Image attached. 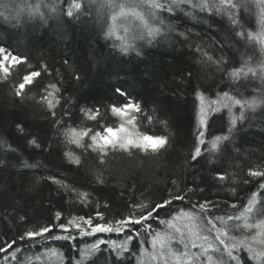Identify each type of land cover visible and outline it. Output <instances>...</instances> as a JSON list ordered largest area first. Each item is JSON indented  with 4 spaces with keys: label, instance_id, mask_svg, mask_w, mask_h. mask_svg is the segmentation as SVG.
<instances>
[{
    "label": "trees",
    "instance_id": "16d2710c",
    "mask_svg": "<svg viewBox=\"0 0 264 264\" xmlns=\"http://www.w3.org/2000/svg\"><path fill=\"white\" fill-rule=\"evenodd\" d=\"M38 2L0 0V46L28 61L18 65L7 82H0V142L11 145L9 148L0 144V161H3L0 164V244L18 237L29 227L48 223L57 211L65 218L94 215L96 211L103 212L108 219L119 218L131 211L132 204H155L180 194L187 199L175 200L169 208L160 210V219L170 218L181 208L187 209L204 200L218 204L210 214L221 216L239 214L253 192L261 193L260 198L264 199V190L258 189L255 182L243 183L249 168L264 164V110L246 111V119L238 122L233 130L227 151L211 156L205 150L197 160L192 159L198 129L196 92L203 91L211 99L224 91L233 94L239 91L251 97L258 94L255 89L264 87L259 79L251 77L233 83L224 70L206 63L196 52L199 46L214 58L223 57L228 61L224 68L239 67L242 57L246 59L248 55L254 54V60L259 59L258 46L235 34L241 25L245 30L256 29L255 5L249 3L247 8H239L241 25H232L227 15L197 14L193 19L179 11L163 13L175 31L167 32L151 44L137 41L141 52L138 56L135 51L121 53L112 39L105 38L104 20L97 16L96 7L89 0H85L86 10L72 18L66 16L72 0H45L57 7L55 13L43 9L48 17L46 24L39 18L27 20L26 12V22L17 24L14 18L17 10ZM188 30L191 32L187 39L178 35ZM30 70L41 71L42 76L26 88V96L21 100L14 95V86ZM49 82H58L63 96L72 101L70 107L63 105L73 114L71 120L64 118L66 123L88 127H93L94 122L84 121L81 107L104 108L114 101H123L115 88L128 89L146 106L147 112L155 109L156 122L141 130L168 136L169 146L158 154L115 152L106 164H100L92 153L82 156L80 166L69 163L64 153L74 146L62 142L61 131L50 114L36 100L28 98H39ZM63 108L57 109L58 117ZM233 112L239 115V106ZM162 121H167L166 127ZM104 123L115 125L118 121L109 114ZM18 124L23 132L17 129ZM228 127L226 109L213 113L209 116L206 140L227 134ZM33 138L41 148L28 143ZM75 151L80 154V150ZM24 161L40 166L25 168ZM213 169L226 171L235 177L234 181H214ZM49 176L63 180L78 192L88 193L87 203H81L75 193L52 183ZM197 185L203 191L187 192ZM233 203L236 208L230 207ZM21 216L26 220L21 221ZM151 222L154 228L163 227L155 218ZM97 238L121 240L124 237L116 233L78 236L76 240L49 241L48 246L64 253V264H74L78 259L77 249ZM136 244L134 241V251ZM43 251L39 244L31 249L23 245L19 257L22 260L25 255ZM3 256L0 253V264H6ZM105 256L96 264H112ZM8 264L17 262L9 260ZM50 264H56L55 258H51Z\"/></svg>",
    "mask_w": 264,
    "mask_h": 264
},
{
    "label": "snow or ice",
    "instance_id": "6c2138e0",
    "mask_svg": "<svg viewBox=\"0 0 264 264\" xmlns=\"http://www.w3.org/2000/svg\"><path fill=\"white\" fill-rule=\"evenodd\" d=\"M59 2V0H58ZM249 3L255 5L256 24L255 30H245L241 25L237 12L240 7L247 8ZM94 5L97 16L104 20V36L112 39L114 46L125 55L135 51L141 55L137 47V41H146L151 44L167 32L175 31L170 22H167L163 13L175 14L178 11L195 19L197 14L209 16L227 15L232 25H241V30L236 36L245 39L248 43L258 46L260 58L254 60V54L242 57L239 67L224 68L228 61L223 57L214 58L205 49L197 46L196 52L200 53L206 63L215 64L218 69L224 70L230 81L238 83L249 77L259 79L264 84V0H89ZM48 9L55 13V4L39 0L36 4H26L24 8L17 10L14 17L17 24L23 25L25 12L27 20L39 18L46 24L48 17L43 11ZM85 9V0H72L68 5L66 16L69 18L78 16ZM191 30L179 32L178 35L188 38ZM27 58L14 55L11 51L0 46V82H7L12 76L13 70L21 64H27ZM67 63V62H65ZM47 71V66H43ZM191 75V73H189ZM42 72L30 70L22 77V81L14 86V95L23 100L26 96V88L33 85ZM77 80L79 76L75 77ZM258 94L245 97L237 91L233 94L229 91L217 93L215 99L206 97L203 91L196 92L198 101V129L192 159L197 160L206 150L211 156L227 151L231 141L233 130L238 122L246 119V111H255L257 108L264 110V87L255 89ZM115 93L123 97V101H114L106 107L98 106L81 107L80 114L84 121L94 122L93 127L73 125L66 123L72 119V112L63 105L72 104L70 98L64 97L62 88L58 82H49L42 88L39 98L29 96L38 104H41L54 120L55 126L60 129L63 143L66 146H74V149L65 151L64 156L69 163L80 166L82 156L89 153L95 154L100 164H106L108 157L115 152H123L132 155L133 152L144 154H158L169 146V138L166 135L149 134L141 128L156 122L152 112L145 110V105L126 88L116 87ZM239 106V115L233 109ZM63 108L62 114L57 116V109ZM226 109L229 113V127L227 134L215 135L211 140H206L209 127V116ZM115 118L118 123L110 125L104 123L107 115ZM167 126V121H162ZM17 129L23 132L21 125ZM28 143L34 148L42 145L33 138ZM0 144L11 148L6 142ZM205 145L207 148L205 149ZM75 149L80 150L76 154ZM14 151V149H13ZM3 164V161H0ZM40 165L23 162L25 168H36ZM213 180L216 182H228L235 179L226 171L213 169ZM244 184L255 182L258 189L264 190V164L256 165L246 171ZM48 179L72 193H75L81 203H87L88 193L78 192L71 188L63 180L55 176ZM99 183H103L97 177ZM175 183V182H174ZM196 190L203 191L197 185L196 189L188 188L191 193ZM262 194L253 192L248 198L239 214H225L212 216L213 208L219 205L209 200L191 204L189 208H181L170 218L160 219V210L169 208L175 200L184 201L186 195H170L155 204L151 202H139L130 205L131 211L119 218H106L105 214L96 211L94 215L70 216L65 218L60 211L55 212L54 219L46 224L27 228L21 235L10 241L0 244V253L3 259L15 261L17 264H50L51 258H55L56 264H64V253L57 248L48 246L49 241H70L77 237H96L97 234H123L121 240L97 238L91 244H85L78 248V259L74 264H96L101 256L112 264H264V199ZM107 207V205H105ZM236 208L233 203L230 205ZM157 220L159 226L153 227L152 220ZM21 221L26 217L21 216ZM235 233H240L236 235ZM141 237H144L141 239ZM136 241L137 250H133V242ZM41 245L43 252H35L33 255H25L21 260L19 254L23 251V245L31 249L34 245ZM147 245V247H146ZM102 246H106L103 247Z\"/></svg>",
    "mask_w": 264,
    "mask_h": 264
}]
</instances>
